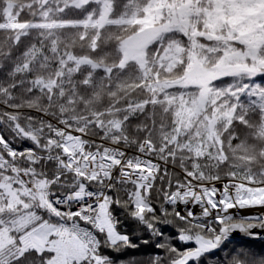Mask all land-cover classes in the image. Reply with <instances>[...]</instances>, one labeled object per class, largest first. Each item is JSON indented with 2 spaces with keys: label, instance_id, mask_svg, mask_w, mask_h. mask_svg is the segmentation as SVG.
Returning <instances> with one entry per match:
<instances>
[{
  "label": "snow or ice",
  "instance_id": "6c2138e0",
  "mask_svg": "<svg viewBox=\"0 0 264 264\" xmlns=\"http://www.w3.org/2000/svg\"><path fill=\"white\" fill-rule=\"evenodd\" d=\"M28 8L15 43L33 32L39 43L8 75L34 73L27 106L55 123L21 111L7 88L0 95V120L36 146L18 152L0 135V264H117L103 249L139 245L118 230L114 206L147 232L141 243L161 250L134 264H264V253L225 243L234 232L264 235V0ZM80 89L105 93V110L76 116L69 105ZM95 136L141 155L84 138Z\"/></svg>",
  "mask_w": 264,
  "mask_h": 264
},
{
  "label": "trees",
  "instance_id": "16d2710c",
  "mask_svg": "<svg viewBox=\"0 0 264 264\" xmlns=\"http://www.w3.org/2000/svg\"><path fill=\"white\" fill-rule=\"evenodd\" d=\"M31 3H33V0H4V4H0V7H4L6 5L8 9V14L0 19V26H3V28L0 29V63H2V66H0V95H2L4 89L7 88L16 97L13 103H24V107L21 109V111L30 116H39L42 119L50 120L55 123V120H53L51 116H43L42 113H39L34 109H30L27 106L29 97L35 99L38 95L35 92L29 93L27 91L29 88L27 81L34 75V73L25 72L16 75L14 78L8 75L9 72L14 71V65L21 63V53H23L30 44L39 43V38L36 36V33L33 32L30 36L21 37L20 42L17 45L15 41L20 30H12L11 27L6 28L10 25H17V18H19L20 22L29 20L31 17L28 14V6ZM72 15L73 14L71 12L68 14L69 17ZM76 47L77 50H79L78 41L76 42ZM9 52L11 53L10 56ZM77 79H79V77H77ZM21 80H24L25 82L20 84ZM13 84L17 85L15 89L12 87ZM80 91L82 95L77 97L76 103L74 105H69V107L75 108L76 116L80 118L91 117L96 112L105 110V105L108 104L110 99L105 93L101 92L96 95L92 94L90 90L80 89ZM84 97H89V99H85ZM243 99L246 101L247 98ZM47 102V99L43 97H41L39 100L41 105H47ZM0 111H3L2 107H0ZM8 111L13 110L9 109ZM135 123L136 121L134 120L131 122V125H134ZM0 128L1 135L9 142V145L13 150L19 152L24 151L25 149H35L36 146L30 140L18 136L14 130V127L9 121L0 120ZM129 134H134L133 128L131 126L129 128ZM94 138L100 140L99 136H95ZM121 146L123 145L121 144ZM129 149L136 150L135 147ZM169 166L170 167L168 170L174 174H178V176L181 178V175L177 172V170H182L173 166L171 163H169ZM173 178L175 179L176 176ZM164 183H166V181ZM156 186H162V182L159 179L156 181ZM110 194L115 195L114 193ZM166 207L170 208V206ZM113 214L119 220L118 230L121 233L127 234L131 240L139 245V247L128 248L119 253L113 252L110 249H103V254L105 256L110 257L111 260L113 262H117V264H119V262L120 264H134L135 260L143 259L161 252L160 249L156 248V242H152L150 244L141 243L142 240L150 239V237L135 220L128 218L122 209H116L114 206ZM161 228L162 231H164L166 237H174L176 235V229L172 226L161 225ZM230 241L231 243H228V241L226 242L230 249L239 247L247 248L254 253H264V240L251 241L247 239H235ZM172 243L181 249L183 247H187L186 245H181L180 241L176 239H173ZM203 264H208V261L203 260Z\"/></svg>",
  "mask_w": 264,
  "mask_h": 264
},
{
  "label": "rangeland",
  "instance_id": "374dc122",
  "mask_svg": "<svg viewBox=\"0 0 264 264\" xmlns=\"http://www.w3.org/2000/svg\"><path fill=\"white\" fill-rule=\"evenodd\" d=\"M11 27V29L12 30H16V29H18L17 27H16V24H14V26H12V25H10V26H8V27H6V28H10ZM1 28H3V26H0V29ZM0 131H1V128H0ZM1 135V134H0ZM85 138V137H84ZM110 143V142H109ZM128 154V153H127ZM129 155V154H128ZM132 155H141V154H139L138 152H135V153H131L129 156H132ZM152 159H154V157H152ZM155 162V161H154ZM218 183V182H217ZM218 187H222V185H219V183H218ZM184 207H182V205H178V210H182ZM194 210V209H193Z\"/></svg>",
  "mask_w": 264,
  "mask_h": 264
},
{
  "label": "water",
  "instance_id": "95a60500",
  "mask_svg": "<svg viewBox=\"0 0 264 264\" xmlns=\"http://www.w3.org/2000/svg\"><path fill=\"white\" fill-rule=\"evenodd\" d=\"M257 231H259V230H257ZM262 237H264V235H261V238ZM229 239H250V238L248 236L242 235L239 232H234V233H232V236ZM250 240H252V239H250ZM225 243H226V241H225Z\"/></svg>",
  "mask_w": 264,
  "mask_h": 264
},
{
  "label": "bare ground",
  "instance_id": "6f19581e",
  "mask_svg": "<svg viewBox=\"0 0 264 264\" xmlns=\"http://www.w3.org/2000/svg\"><path fill=\"white\" fill-rule=\"evenodd\" d=\"M182 207H184V205H182ZM194 211L195 212H198L199 211V207L197 206L196 208H194ZM253 212L257 211V210H252ZM242 214H247V213H242Z\"/></svg>",
  "mask_w": 264,
  "mask_h": 264
},
{
  "label": "built area",
  "instance_id": "2783aa9c",
  "mask_svg": "<svg viewBox=\"0 0 264 264\" xmlns=\"http://www.w3.org/2000/svg\"><path fill=\"white\" fill-rule=\"evenodd\" d=\"M122 150H124V149H122ZM126 153H128L129 155L132 153V152H130V151H127V150H124ZM155 162H157V161H155ZM159 163V162H158ZM119 174V172L117 171V174L115 173V175H118Z\"/></svg>",
  "mask_w": 264,
  "mask_h": 264
},
{
  "label": "flooded vegetation",
  "instance_id": "af4514ba",
  "mask_svg": "<svg viewBox=\"0 0 264 264\" xmlns=\"http://www.w3.org/2000/svg\"><path fill=\"white\" fill-rule=\"evenodd\" d=\"M261 239V238H260ZM264 239V238H263Z\"/></svg>",
  "mask_w": 264,
  "mask_h": 264
}]
</instances>
